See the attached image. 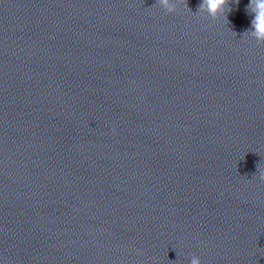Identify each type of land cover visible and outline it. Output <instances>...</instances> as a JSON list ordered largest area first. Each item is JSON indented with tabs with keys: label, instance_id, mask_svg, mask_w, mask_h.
<instances>
[{
	"label": "clouds",
	"instance_id": "9594fccd",
	"mask_svg": "<svg viewBox=\"0 0 264 264\" xmlns=\"http://www.w3.org/2000/svg\"><path fill=\"white\" fill-rule=\"evenodd\" d=\"M158 4L166 9L167 13H174L177 8L172 0H157ZM239 3V0H236ZM177 3H185V0H177ZM229 0H202L199 6V12H206L213 19L221 15H225L231 11L228 7ZM246 11L253 15L251 20V29L245 32V36H250L257 41L258 44H264V0H250L249 5L246 6ZM227 19V16H226ZM260 181L264 182V170H258ZM190 264H201L198 257L194 256Z\"/></svg>",
	"mask_w": 264,
	"mask_h": 264
}]
</instances>
